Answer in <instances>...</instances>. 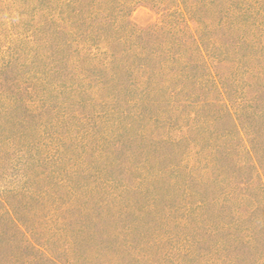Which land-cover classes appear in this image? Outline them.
<instances>
[{"label": "rangeland", "instance_id": "obj_1", "mask_svg": "<svg viewBox=\"0 0 264 264\" xmlns=\"http://www.w3.org/2000/svg\"><path fill=\"white\" fill-rule=\"evenodd\" d=\"M0 264H264V0H0Z\"/></svg>", "mask_w": 264, "mask_h": 264}]
</instances>
